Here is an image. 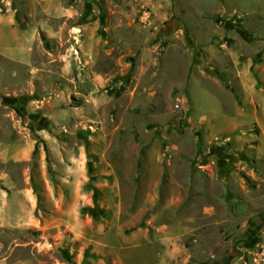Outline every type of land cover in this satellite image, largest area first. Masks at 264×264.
<instances>
[{
	"label": "rangeland",
	"instance_id": "obj_1",
	"mask_svg": "<svg viewBox=\"0 0 264 264\" xmlns=\"http://www.w3.org/2000/svg\"><path fill=\"white\" fill-rule=\"evenodd\" d=\"M0 264H264V0H0Z\"/></svg>",
	"mask_w": 264,
	"mask_h": 264
},
{
	"label": "built area",
	"instance_id": "obj_2",
	"mask_svg": "<svg viewBox=\"0 0 264 264\" xmlns=\"http://www.w3.org/2000/svg\"><path fill=\"white\" fill-rule=\"evenodd\" d=\"M180 106H179V103L178 104H176V108L178 109Z\"/></svg>",
	"mask_w": 264,
	"mask_h": 264
}]
</instances>
